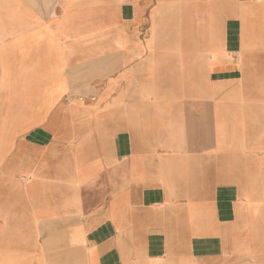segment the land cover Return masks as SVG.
Here are the masks:
<instances>
[{"label": "crops", "instance_id": "1", "mask_svg": "<svg viewBox=\"0 0 264 264\" xmlns=\"http://www.w3.org/2000/svg\"><path fill=\"white\" fill-rule=\"evenodd\" d=\"M0 264H264V0H0Z\"/></svg>", "mask_w": 264, "mask_h": 264}]
</instances>
